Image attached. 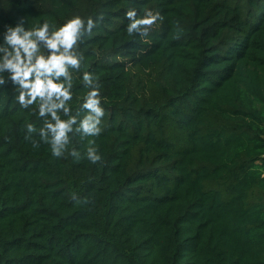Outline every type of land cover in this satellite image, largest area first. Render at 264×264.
Wrapping results in <instances>:
<instances>
[{
    "label": "trees",
    "instance_id": "16d2710c",
    "mask_svg": "<svg viewBox=\"0 0 264 264\" xmlns=\"http://www.w3.org/2000/svg\"><path fill=\"white\" fill-rule=\"evenodd\" d=\"M129 8L164 18L129 35ZM98 13L70 103L97 74L103 131L69 135L102 161L33 147L0 86V264H264V0H0V32Z\"/></svg>",
    "mask_w": 264,
    "mask_h": 264
},
{
    "label": "clouds",
    "instance_id": "9594fccd",
    "mask_svg": "<svg viewBox=\"0 0 264 264\" xmlns=\"http://www.w3.org/2000/svg\"><path fill=\"white\" fill-rule=\"evenodd\" d=\"M124 15L128 20L127 33H138L141 37H147L151 26L164 18L159 10L152 8L143 9V15L129 8ZM102 19L103 13L96 14L95 18L74 15L57 24L50 17H44L29 27L26 18L21 17L14 24H6L0 32V86L10 81L19 106L34 111L42 121L39 127L28 122L25 138L31 140L33 147L41 142L48 145L53 157L70 154L77 161L86 159L91 164L103 160L95 140L88 139L82 153L72 146L69 135L79 132L82 138L96 137L103 131L105 108L97 74L83 70L79 76L87 89L77 101V109L83 110V114H73L70 103L76 71L82 69L84 59L80 45ZM33 105L35 109L30 108Z\"/></svg>",
    "mask_w": 264,
    "mask_h": 264
}]
</instances>
